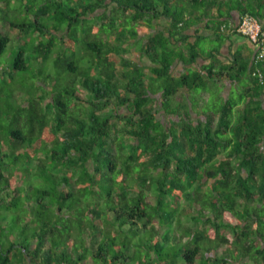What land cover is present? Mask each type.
Instances as JSON below:
<instances>
[{"label":"trees","instance_id":"16d2710c","mask_svg":"<svg viewBox=\"0 0 264 264\" xmlns=\"http://www.w3.org/2000/svg\"><path fill=\"white\" fill-rule=\"evenodd\" d=\"M12 1L0 0V56L11 30L38 41L0 64V92L24 93L0 120V206L35 217H0V264H264V83L252 75L264 63L172 72L186 60L179 24L222 33L239 10L264 26V0ZM212 76L246 85L193 118L187 103Z\"/></svg>","mask_w":264,"mask_h":264},{"label":"crops","instance_id":"0c3cea01","mask_svg":"<svg viewBox=\"0 0 264 264\" xmlns=\"http://www.w3.org/2000/svg\"><path fill=\"white\" fill-rule=\"evenodd\" d=\"M245 1V4H250L253 0ZM260 8L264 10V1L263 4L260 5ZM242 14L243 13L239 10H232L230 16L228 18L225 17L221 22V24L224 25L222 33L216 32L215 25L208 19L192 23L186 28L184 24H179V27H182V33L186 36L184 44L182 43L180 45L186 60H177L173 64V75L179 76L180 74H184L185 71L190 68L201 71V73L207 75L206 72H208V69H211V72H218L220 69L232 65L235 59L249 61L251 65L254 56L253 44L239 34L231 33V29L237 24ZM168 22L169 21L163 18L159 21H154L151 29L152 32L156 30H165L168 26ZM138 46L139 45H135L133 50L134 59L139 60L141 64L147 67L152 66L153 64L142 54ZM192 52L194 54V63L190 60ZM206 81L203 88H200L198 91L196 90L197 94L195 95H197V98L194 99L193 103H187V107L190 109L193 118L200 116L202 109L207 108L208 105L212 106L208 102L209 97L213 98L216 96L217 99L214 98L215 101H225L229 99L233 93L238 94L246 85V82L241 84L240 82L236 83L229 79H219L213 76L208 77ZM184 93L187 99L190 97L189 95H191L186 92ZM192 94H194V92ZM178 98H180V95ZM191 99L193 100V97H191Z\"/></svg>","mask_w":264,"mask_h":264},{"label":"rangeland","instance_id":"374dc122","mask_svg":"<svg viewBox=\"0 0 264 264\" xmlns=\"http://www.w3.org/2000/svg\"><path fill=\"white\" fill-rule=\"evenodd\" d=\"M38 3H39V1H38ZM15 4H17V3H16V1L13 0L11 6H15ZM8 19H13V18H11L9 16ZM15 32L16 31H14V30H11L10 32H8L10 34V37H11V42L9 43L7 48L4 50V53L6 55H8V57L6 58L5 55H3V54L0 56V64H3V66H4V63L6 61L9 62V60L14 56L15 52L18 51L19 49H21V47L25 51V56L27 58H30V52L34 50V48H35L34 46L36 45V43L38 41V36H36L34 33H30V34H28L26 36H23V37H18L17 35H15L16 34ZM24 41H27V43L25 44ZM35 54H36V56H34V57H35L36 61H34V65H32V67L35 69V71H37L36 67H38V66L39 67H45L46 66V64H45L46 62L45 61H41V60L39 61L36 58L37 57V53H35ZM33 55H34V52H33ZM52 57H54L53 53H52ZM31 58H33V57H31ZM52 60L53 59H50L49 62H52ZM30 69L33 71L31 66H30ZM47 73H53V69H52L51 72H49V70H47L45 68L40 70V76L37 75L38 77L36 78L37 81L39 83L43 82L46 79ZM31 75L32 74H31L30 70H28L26 72H20L19 79H22L23 77H28V76H31ZM53 80H54V78H49L47 80V84H49L50 82H53ZM17 83L19 84L20 82H17ZM0 84H1V77H0ZM21 89H22L21 85H15L14 90L12 92L15 93L16 95H12V96L10 95V98L7 97V95L4 93V91L0 92V110L3 112L2 115L0 114V120L1 121L6 122V120H7V122H6L7 124H9V122H11L10 121V112L7 109H4V105H5L6 100H8L10 105L12 107H15L21 101L20 98L24 94L23 92H21ZM42 89H43V86H41V90ZM41 90H39V91L42 92ZM8 92H10V91H8ZM233 95H234V93L232 94V96ZM214 98L217 99L216 96H214L213 98L209 97V99H208L209 104L213 105L212 103L215 100ZM160 114H162V112H160ZM159 117H162V116H159ZM163 119H166V117L164 116ZM2 150L4 151V150H6V148H2ZM17 209H18L17 211H15V209L6 210L1 204V206H0V217L8 218L7 222L9 223V225H12L13 224V220H16V216L15 215L17 213H20V214H25L26 213V214L29 215V217H35V214L33 212H30L28 208H25V207L24 208H22V207L20 208L19 207ZM11 212L13 214H11ZM11 215H13V217ZM184 222L185 223H189L191 225H194V223L190 219H185ZM74 237H76V240H77L78 239V234H75L74 231H72L70 233V235H69L70 245H68V247H67V245H65L66 249H68V250H70V249L72 250L73 249V245H74V243H73L74 239L73 238ZM75 246H76V247H74L75 249L78 248L77 247V242H76ZM232 252L235 253L234 251H232ZM236 257H237V253H236Z\"/></svg>","mask_w":264,"mask_h":264},{"label":"built area","instance_id":"2783aa9c","mask_svg":"<svg viewBox=\"0 0 264 264\" xmlns=\"http://www.w3.org/2000/svg\"><path fill=\"white\" fill-rule=\"evenodd\" d=\"M233 29L253 44L252 64L264 63V26L262 23L252 15L245 13L240 16ZM252 75L258 77L260 83H264V76L258 67L253 69Z\"/></svg>","mask_w":264,"mask_h":264}]
</instances>
